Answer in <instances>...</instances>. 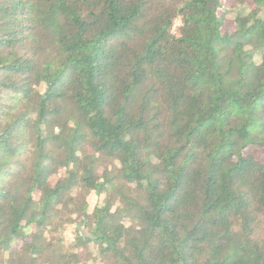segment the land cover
<instances>
[{
  "label": "trees",
  "instance_id": "16d2710c",
  "mask_svg": "<svg viewBox=\"0 0 264 264\" xmlns=\"http://www.w3.org/2000/svg\"><path fill=\"white\" fill-rule=\"evenodd\" d=\"M224 1L0 0V264H264V0Z\"/></svg>",
  "mask_w": 264,
  "mask_h": 264
},
{
  "label": "rangeland",
  "instance_id": "374dc122",
  "mask_svg": "<svg viewBox=\"0 0 264 264\" xmlns=\"http://www.w3.org/2000/svg\"><path fill=\"white\" fill-rule=\"evenodd\" d=\"M224 2H225V4H226L228 7H229V6H232V5L235 4V0H225ZM239 11H240V9H239ZM227 18H228V19H227L226 22H225L224 30H225L226 32H232V31H234V24H233V22H232V14L228 15ZM179 25H180V23L177 22L175 27H178ZM70 124H71V128H72V130H74V129L76 128V121H75L74 119H71ZM254 150H256V157H257L260 161H264V149H254ZM62 174H63V173H61V175L56 176V177H54L53 179H51V181H50V185H54V184L57 182V180L60 179V178L62 177ZM92 201H93V202H96V201H98V200H97V199H93ZM74 233H75V229H74L73 226H70V227H68V228L65 230L64 236H65V238H66L68 244H71V243L73 242V240H74ZM97 256H98L97 252L94 251L93 257L96 258ZM93 257H92V258H93Z\"/></svg>",
  "mask_w": 264,
  "mask_h": 264
}]
</instances>
